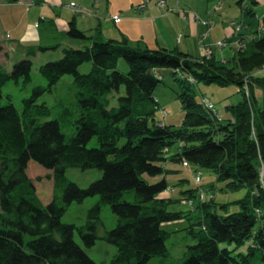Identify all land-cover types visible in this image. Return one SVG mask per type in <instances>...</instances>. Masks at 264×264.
<instances>
[{"label": "trees", "instance_id": "obj_1", "mask_svg": "<svg viewBox=\"0 0 264 264\" xmlns=\"http://www.w3.org/2000/svg\"><path fill=\"white\" fill-rule=\"evenodd\" d=\"M246 1L235 0L248 13L252 3H264L250 0L245 6ZM68 34L88 43L63 47L58 59L42 63L39 71L47 84L34 86L21 109L10 94L2 102L3 87L14 81L26 88L33 61L20 59L11 69L0 66V264H98L75 232L87 246L94 245L105 205L118 218L102 236L117 247L109 264H148L156 256L163 264H264V72L259 74L264 34L240 33L245 45L228 58L214 52L194 56L142 40L132 44L124 35H88L74 23ZM85 62L92 63L88 72L80 70ZM160 66L172 68L178 83L185 111L180 125L157 117L161 105L155 90L164 80L156 71ZM65 74L73 75L71 97L58 101L61 109L52 117V107L38 100L53 92ZM200 82L236 83L243 98L228 104L230 115L221 117L198 96ZM93 137L98 144L89 146ZM176 142L178 151L170 153ZM31 160L53 170L54 196L48 203L28 175ZM169 161L209 168L226 189L245 188L236 200L240 209L219 213L214 196L187 210L170 209L179 199L162 194L174 170L167 167ZM70 166L99 168L103 174L82 187L67 177ZM164 172L157 182L144 178ZM95 195L99 199L84 225L62 220L73 201ZM179 219L189 220L187 232L195 242L176 260L167 246L173 232L162 224ZM248 238L246 252L218 250L221 241L241 244Z\"/></svg>", "mask_w": 264, "mask_h": 264}, {"label": "rangeland", "instance_id": "obj_2", "mask_svg": "<svg viewBox=\"0 0 264 264\" xmlns=\"http://www.w3.org/2000/svg\"><path fill=\"white\" fill-rule=\"evenodd\" d=\"M47 5L44 7L43 11H40L38 7H35L33 11L30 12V19L29 21H26V24L29 22L30 25L35 26L37 25L36 22L46 23L45 21H41L40 17H46V12L51 13L52 8H55L57 6H64L69 2V0H60V2H57L59 0H46ZM225 4L224 10H214L217 9V7L220 8V4L218 3V0H211L209 9L211 12L215 14V21H217V26H214V31L212 32L213 39H216L218 34H221L222 32H217L218 26H224V21L227 19L229 21V25L232 26L231 21L238 20L242 21V23L245 24V27L247 26V21H250L252 23V28H255V19L254 16L250 15L248 12H246L245 19L243 18V15L241 13V10L239 7L232 3L233 0H222ZM188 2H193L192 0H188ZM206 2V1H205ZM195 4V3H194ZM197 4V3H196ZM253 9L258 11L263 7V2L258 3H252ZM261 4V6H259ZM143 6V5H142ZM231 6V8H229ZM82 9L79 5L77 7H73V9ZM3 9L0 8V14ZM207 13V12H206ZM251 13V12H250ZM258 17H261L260 15ZM11 21L9 22H3L1 25V35L5 34V31H7V28L5 26L7 25L8 29H11V26L9 25ZM226 24V23H225ZM261 26H264V18H259V24L257 25V31H255L256 36L258 35L259 29ZM233 27V26H232ZM232 27H230L232 29ZM37 28V27H36ZM32 29L30 28V32ZM234 30V28H233ZM232 31H230L231 33ZM235 32V30L233 31ZM254 33V34H255ZM237 34V33H236ZM11 34L7 33L6 38H10ZM110 38V37H109ZM115 38V37H112ZM1 39V38H0ZM227 42V45L222 47V49H226L229 51L230 56L235 54V52L244 47L239 46V42L242 44L243 39H238L236 41V51L234 52L233 47L228 45V39H224ZM215 41V40H214ZM132 43V42H131ZM214 49H221L216 45V42H214V46H212ZM0 45V49H1ZM11 48V47H10ZM57 48V47H56ZM13 49H8V56H11V52ZM233 50V51H232ZM55 50H51L46 53V58L43 60V62H39L42 59V57L32 58V56H26L24 58H31L33 61V68H32V81L27 85L26 88H21L18 86L14 81L8 82L3 87V94L4 97L2 99L3 103H7L9 101L8 95L10 94L12 96V101L16 104V106L21 109L22 108V100L23 98L29 96L32 92V88L38 84H47L46 78L40 73L39 66L48 60H55L58 59L62 53L55 54ZM232 52V53H231ZM212 50H208L207 55L211 54ZM15 54V53H14ZM13 54V55H14ZM201 56L205 55V52L203 54H200ZM220 55V54H219ZM226 55V56H228ZM5 56V55H4ZM221 56V55H220ZM228 56V57H230ZM227 57V58H228ZM223 58V57H219ZM3 59V58H2ZM23 59V58H21ZM20 60V59H19ZM92 67L91 62H85L80 66V70L82 72H88ZM157 73L160 76H163L164 80L161 81L158 86L156 87L155 94L157 98L159 99L161 108L157 112V117L162 119L166 123H173L180 125L184 119L185 111L182 108L180 99L177 96V90L179 89L178 83L174 78V75L172 73V68L160 66L156 69ZM263 71H259V74H261ZM73 83V75L72 74H65L62 76V78L58 81L56 84L53 92H47L44 95H42L39 98V102L46 101L53 109L52 117L57 116L61 107L58 104V101L61 99H64L66 97H71V86ZM246 94L248 96V86L246 85ZM197 93L199 97H204L207 100L206 104L209 106L215 107L216 111L221 115V117H227L230 115V111L227 110L228 104H235L239 102L243 98V94L239 91V86L236 83H230V84H219L216 82L212 83H203L200 82L196 87ZM260 91V90H259ZM123 93V91H122ZM210 103H209V102ZM98 144L97 138L93 137L88 145L89 146H96ZM179 149V142H176L173 144V146L170 148V153H175ZM170 162V161H169ZM168 164V162H166ZM171 168H173V171H169L167 174V178L169 181V188L165 190L166 194L179 199V201H176L170 205V209L172 210H187L193 207V203L195 205L200 202L201 200H209L214 196V207L217 209L219 213L227 214L233 211H237L240 209V204L236 201L241 199L245 193L246 189L241 188L238 190H229L225 187V181H219L217 179L216 173L209 169L204 167H197L196 165H186L182 163H172ZM200 169V171H197L196 169ZM28 175L34 180L37 191L41 199L44 201V203H48L52 200L54 196V180L52 178L53 176V170L43 166L39 162L35 160H31L28 165L27 169ZM166 172L157 174V175H151V174H144V178L147 179L149 182H157L165 175ZM103 174V171L99 168H81L76 166H70L66 169V175L69 179L72 181L78 183L82 187H87L91 182L94 180L100 178ZM161 175V176H160ZM200 177V179H198ZM189 190H192L194 192V196L187 197L190 195ZM164 194V193H162ZM165 195V194H164ZM167 195V196H168ZM99 196H90L86 198L84 201H73L67 208V211L62 217V220L66 223H75L78 226H82L87 222L88 217V211L89 209L96 204L98 201ZM226 204V205H223ZM198 214V211L195 212ZM194 213V215H195ZM101 219L102 222H100L98 233L100 237L96 240V243L92 246H87L79 231L75 232V239L76 241L83 246L86 251L89 253V255L98 263V264H109L112 257L117 252V247L110 241H108L106 238L102 237L104 236L106 230L112 229L117 224V216L113 212L111 206L105 205L102 207L101 212ZM189 226V220L187 219H179L174 221L165 222L162 224V227L167 231H172V235L167 239V246L172 254V257L176 260H179L181 257H183L184 252L188 249V245L195 242V239L191 237V234H189L188 231ZM250 238L246 239L241 244H236L235 242H228V241H221L218 243V250H226L228 249L231 252V255H235L238 252H246L248 245L251 243ZM148 264H163V261L161 257L156 256L153 257Z\"/></svg>", "mask_w": 264, "mask_h": 264}, {"label": "crops", "instance_id": "obj_3", "mask_svg": "<svg viewBox=\"0 0 264 264\" xmlns=\"http://www.w3.org/2000/svg\"><path fill=\"white\" fill-rule=\"evenodd\" d=\"M160 1H164L163 6L159 4ZM192 1L191 3L188 0H69L64 6L56 5L51 13L46 12V17L39 18L41 21L46 20V23L37 21V25L32 26L29 22L26 24L25 20L29 21L30 12L35 7L43 11L47 5L46 0H17L16 2L0 0V8L3 9L0 14V45L2 47L0 66L11 69L16 61L29 55L32 58L33 56L34 58L42 57L38 60L43 62L46 53L51 50H55V54H60L63 47L84 46L88 43L87 40H79L68 34L72 23L88 35L100 33L103 38H120L124 35L132 44L142 40L151 47H178L194 56H201L200 54L204 52L207 54L211 49L218 58H227L230 56L229 51L222 49L226 45L219 46L218 42L227 38L228 45L233 47L235 52L236 41L241 35L233 32V27L228 21L230 19H227L224 21V26L217 28V32L222 33L213 39L212 32L214 26H217V21H215V14L209 9L211 0ZM71 2H75L82 9L74 10ZM218 3L220 8L217 7L214 10H224V2L218 0ZM232 3L236 4L235 0ZM249 3L250 0H247L245 6ZM237 6L245 19L246 11L243 7ZM249 9L252 10L249 14L254 16L256 25L252 28V23L247 21L245 27L243 23L241 33L247 36L254 35L259 18H264V3L259 12L253 9V4ZM115 15L120 16L121 19L114 20ZM259 15L261 17H258ZM200 18L208 23H203ZM9 21H11L9 24L11 29H8L6 25L7 31L1 35V25ZM7 33L11 34L10 38H6ZM214 42L221 49H214L212 47ZM8 49H13L11 56H8ZM169 151L172 152V150ZM171 164L168 162L167 167L171 168ZM166 192L164 194L168 195Z\"/></svg>", "mask_w": 264, "mask_h": 264}, {"label": "built area", "instance_id": "obj_4", "mask_svg": "<svg viewBox=\"0 0 264 264\" xmlns=\"http://www.w3.org/2000/svg\"><path fill=\"white\" fill-rule=\"evenodd\" d=\"M159 4L163 6V5H164V1H160ZM71 5H72L73 7H77V6H78L75 2H72ZM142 5L145 6V4H142ZM113 18H114L116 21H119V20L121 19L118 15H115ZM200 20H201L203 23H208V21H206V20H204V19H202V18H200ZM231 24H232V26L234 27V30H235L236 33L241 32V30H242V28H243V24H242V22L237 21V20H233V21H231ZM262 34H264V26H261L260 29H259V32H258V35H259V36L262 35ZM241 39H242V38H241ZM218 45H219V46H224V45H227V42H226L225 40H224V41H219V42H218ZM244 45H245V41H244V40L242 41V44L239 42V46H244ZM209 51H210V49H209ZM205 102H207L206 99H205ZM208 102H209V101H208ZM209 103H210V102H209ZM183 164H187V162L184 161ZM198 179H200V177H198Z\"/></svg>", "mask_w": 264, "mask_h": 264}]
</instances>
